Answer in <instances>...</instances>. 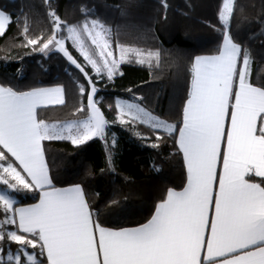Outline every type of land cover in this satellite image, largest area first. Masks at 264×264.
Listing matches in <instances>:
<instances>
[{
	"label": "snow or ice",
	"instance_id": "6c2138e0",
	"mask_svg": "<svg viewBox=\"0 0 264 264\" xmlns=\"http://www.w3.org/2000/svg\"><path fill=\"white\" fill-rule=\"evenodd\" d=\"M233 5L234 0H223L219 12L226 29ZM48 14L52 34L46 40L28 39L27 45L39 46L45 54L59 51L81 72L90 88V115L83 121L50 125L37 119V108L64 104L62 87L21 92L0 86V185L7 189L0 190V210L5 213L0 220V264H43L39 257L45 254L48 264H201L205 248L211 264L217 257L222 258L220 264H264V187L246 179L250 173L264 178V87L248 82L247 50L242 55L241 45L225 31L218 55L194 58L177 141L187 166V186L169 191L147 223L110 230L94 220L80 185L63 189L53 185L42 141L66 139L79 146L105 139L109 122L97 107L98 89L85 68L91 66L97 76L112 79L121 74L119 66L126 55L121 48L119 57H114L106 39L110 30L99 21L68 25L54 10ZM10 22L0 11V35ZM69 40L84 65L66 47ZM153 57L158 61L159 53L150 52L138 62L151 64ZM79 90L84 94V85ZM117 108L121 124L139 122L167 135L177 132L174 124L137 103H118ZM77 111H84V106ZM22 190H38L39 203L14 207L13 193ZM12 225L16 230L6 227ZM12 243L18 246L15 253Z\"/></svg>",
	"mask_w": 264,
	"mask_h": 264
},
{
	"label": "trees",
	"instance_id": "16d2710c",
	"mask_svg": "<svg viewBox=\"0 0 264 264\" xmlns=\"http://www.w3.org/2000/svg\"><path fill=\"white\" fill-rule=\"evenodd\" d=\"M222 4L223 0H0V9L11 18L0 35V85L21 92L57 85L65 90V103L41 108V119L76 118L81 105V115H88L90 88L81 72L59 51L44 55L39 46L27 45L28 39L46 40L52 34L50 11L68 25L99 21L111 27L123 45L159 53L158 61L153 59L151 64L130 57L112 79L97 77L91 67L85 68L109 122L104 140L94 138L79 146L66 139L43 142L53 185H80L100 225L112 229L143 225L169 190L185 187L187 169L177 137L191 89L192 65L196 56L220 52L225 31L241 45L242 55L247 50L251 81L264 87V0H234L227 29L219 19ZM66 47L85 64L69 41ZM141 97L138 101L148 111L172 122L177 132L167 135L139 122L121 124L118 99ZM38 195L34 191L15 206L35 202ZM4 216L0 210V220ZM17 247L11 244V250ZM39 259L46 261L45 256Z\"/></svg>",
	"mask_w": 264,
	"mask_h": 264
},
{
	"label": "rangeland",
	"instance_id": "374dc122",
	"mask_svg": "<svg viewBox=\"0 0 264 264\" xmlns=\"http://www.w3.org/2000/svg\"><path fill=\"white\" fill-rule=\"evenodd\" d=\"M89 21H95V20H89ZM101 25L104 26L105 29L110 30L108 32V35L106 36V39L109 41L110 45H111V49L113 51V55L114 57L118 58L121 52V48H123L125 55H126V60H128L130 57H136V59L139 61V59L141 58V56L146 57L148 53H158V52H153V51H145V50H141L137 47H130V46H125L122 43H120L118 41V39H116V34H114L115 32L113 31V29L107 25H104L103 23L99 22ZM99 30V29H94V31ZM86 44L90 45V39H88L86 36L84 37ZM70 44L72 45V47L75 49L76 52H78L80 55L81 53L79 52V50L72 44V42L69 40ZM92 48H94L95 46H91ZM69 50V49H68ZM54 51V50H52ZM70 51V50H69ZM51 51H49L47 54L43 53L44 55H48ZM138 53H140L141 55H138ZM72 54V53H71ZM72 56L74 57V55L72 54ZM82 56V55H81ZM75 58V57H74ZM83 58V56H82ZM84 59V58H83ZM155 59L154 57L152 58V60ZM78 62V61H77ZM79 63V62H78ZM121 65V64H120ZM91 67V66H89ZM120 67V66H119ZM92 69V68H91ZM92 72L94 75L97 76V74L95 73V71L92 69ZM105 75L101 74L100 76L97 77H104ZM106 77V76H105ZM93 82V81H92ZM94 83V82H93ZM96 86V85H95ZM96 95V94H95ZM94 100L97 103V107L100 109V107L98 106V100L96 99V96H94ZM123 104V103H137L139 104L141 107L145 108L139 101L138 98L134 99V100H127V99H118L117 104ZM146 109V108H145ZM101 111V109H100ZM102 112V111H101ZM150 112V111H149ZM83 113V111H77L76 112V118H71V119H64V120H53V119H46V121L51 122V124H57V125H63L66 124L68 122H73V121H83L85 119H87V117L89 116V108H88V115H86L85 117H83L84 115H81ZM153 116L159 117L158 115H155L154 113L150 112ZM55 113L50 114V116L48 117H53ZM81 115V116H80ZM160 119H162L161 117H159ZM125 120L128 119L127 116L124 117ZM118 120L120 121L119 118V110H118ZM164 120V119H162ZM167 121V120H164ZM171 124H173L170 121H167ZM50 124V125H51ZM0 190H7L6 186L0 185ZM11 191V190H8ZM16 199V202L26 198L28 195H32L31 191H27V190H22L20 192H14L13 193ZM4 219V218H3ZM2 220V219H1ZM8 228V230H15L13 225L12 226H6ZM17 250V249H16ZM15 250V251H16ZM13 253H15V251L11 250Z\"/></svg>",
	"mask_w": 264,
	"mask_h": 264
},
{
	"label": "crops",
	"instance_id": "0c3cea01",
	"mask_svg": "<svg viewBox=\"0 0 264 264\" xmlns=\"http://www.w3.org/2000/svg\"><path fill=\"white\" fill-rule=\"evenodd\" d=\"M0 11H3V10H1L0 9ZM4 12V11H3ZM6 15H7V13L6 12H4ZM8 26V25H7ZM7 26H6V28H7ZM234 42V41H233ZM222 46H223V44H222ZM54 51H56V50H54ZM51 52H53V51H51ZM50 52V53H51ZM219 54V53H218ZM218 54H216V55H218ZM216 55H199V56H206V57H211V56H216ZM197 57V56H196ZM238 67H239V65H238ZM249 69H250V77H249V81L248 82H250L251 84H253L254 86H256L252 81H251V72H252V70H251V64H249ZM0 86H2V85H0ZM56 87H62V86H60V85H57V86H52V87H41V88H56ZM256 87H259V86H256ZM41 88H36V89H41ZM63 88V87H62ZM33 90V89H32ZM236 90V87H235V85H234V91ZM190 91H191V89H190ZM63 97H64V100L66 101V97H65V90H64V88H63ZM63 105V104H62ZM186 105V104H185ZM55 106H61V105H50V106H47V107H39V108H37V119L38 120H43L45 123H47V124H51V122H48V121H46V119H41L40 117H39V114H38V111L41 109V108H51V107H55ZM89 115H90V110H89ZM182 126H183V124H182ZM181 126V127H182ZM261 125H260V120H259V117H258V119H257V128L259 129V127H260ZM229 127V125L228 124H226V129ZM177 141H178V137H177ZM43 142L44 141H42V147H43V150H44V144H43ZM177 144H178V142H177ZM178 147H179V145H178ZM222 151H223V146H222ZM5 152H6V150H5ZM182 152V151H181ZM6 154L10 157V154L9 153H7L6 152ZM183 154V153H182ZM44 156H45V152H44ZM183 158H184V156H183ZM13 161H14V158H11ZM45 160H46V163H47V159H46V156H45ZM184 161H185V159H184ZM15 164H17L18 165V162H14ZM185 165H186V162H185ZM47 166H48V163H47ZM186 169H187V166H186ZM18 170H19V168H18ZM48 170H49V166H48ZM222 172V162H221V164H219L218 165V167H217V173H218V175L220 174ZM23 174V173H22ZM49 175H50V171H49ZM50 177H51V175H50ZM187 178H188V173H187ZM25 179H29L30 180V178H28L27 176H25ZM246 179H249V181L250 182H252V183H258V184H261V186L262 187H264V178H262V177H258V176H255L254 174H249L248 176H246ZM73 186H75V185H73ZM187 186V182H186V185H185V187ZM69 187H72V186H68V187H56V188H58V189H63V188H69ZM184 187V188H185ZM183 188V189H184ZM83 189V188H82ZM183 189H181V190H175V189H171V190H169V191H183ZM38 191V190H37ZM168 191V192H169ZM32 193L34 192V191H31ZM39 192V191H38ZM83 192H84V190H83ZM168 194V193H167ZM84 197H85V199H86V201H87V203H88V200H87V197H86V195H85V192H84ZM166 198H167V195H166ZM165 198V199H166ZM164 199V200H165ZM39 200H40V192H39V195H38V199L35 201V202H32V203H28V204H19V205H17V206H15L14 205V207H29V206H32V205H34V204H37V203H39ZM163 200V201H164ZM162 202V201H161ZM160 202V203H161ZM88 205H89V203H88ZM159 205V204H158ZM157 205V206H158ZM157 208V207H156ZM89 209H90V211L92 212V210H91V208H90V205H89ZM155 214V213H154ZM94 218V217H93ZM95 220V219H94ZM147 223V222H146ZM100 225V224H99ZM101 227H104V226H102V225H100ZM141 226V225H140ZM136 227H139V226H136ZM104 228H106V229H110V230H120V229H112V228H107V227H104ZM130 228H135V227H130ZM122 229H125V228H122ZM207 238V237H206ZM45 258H46V254H45ZM200 259H201V264H211V261H209L208 259H207V251H206V248H205V250H203L202 252H201V255H200ZM214 260H215V262H216V264H220V261H221V259L222 258H213ZM43 264H48V262H47V258H46V261L45 262H43Z\"/></svg>",
	"mask_w": 264,
	"mask_h": 264
}]
</instances>
